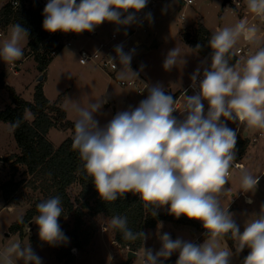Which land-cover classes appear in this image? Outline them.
Segmentation results:
<instances>
[{
    "label": "clouds",
    "instance_id": "1",
    "mask_svg": "<svg viewBox=\"0 0 264 264\" xmlns=\"http://www.w3.org/2000/svg\"><path fill=\"white\" fill-rule=\"evenodd\" d=\"M148 0H48L43 15V29L49 33L93 32L104 22L118 27L137 23V13ZM249 12L264 18V0H245ZM132 10V11H129ZM127 13V15H125ZM151 21L152 14L145 17ZM256 26L241 20L232 27L212 33L208 46L212 49L210 67H198L191 75L196 94L183 95L181 109L177 100L166 93L161 83L145 85L148 95L135 108L119 111L103 126L95 118L107 98L69 100V111L74 113L72 147L82 162L81 171L91 178L105 202L123 198L125 193L139 196L143 208L155 217L158 210L168 206V214L175 218L186 216L198 220L206 230L207 238L195 244L181 238L171 239L169 233L159 237L158 251L144 249V264H163L178 253L176 264H230L233 252L221 248L220 238L225 234L238 239L236 252L249 248L243 264H264V205L259 214L253 213L246 221L243 232L233 214L223 206L222 196L229 182V170L241 167L236 163L237 131L225 121L244 124L247 129L264 131V46L257 37ZM29 30L20 23L10 26V37L0 46V60L14 62L24 55L21 41H27ZM244 38L257 50L250 53L243 66L229 63L238 39ZM201 45L197 44L196 49ZM115 56L107 62L116 70L120 81L138 79L139 73L130 64L135 49L124 51L122 44L115 46ZM179 47L169 50L163 68L186 63ZM117 61L119 67H117ZM81 63H86L81 59ZM141 65V70H143ZM199 84L197 85V80ZM203 101H207L205 113ZM179 110L183 119L173 112ZM224 118V120L221 119ZM22 118L9 123L10 130L19 128ZM242 170L240 190L254 192L260 177ZM247 203L251 204L249 198ZM39 215L34 222L39 228L41 241L56 246L66 244L68 237L61 230L58 218L64 212L62 198L57 195L36 204ZM23 223V217L17 218ZM162 226V223L161 225ZM107 227L119 229L122 238L135 242L146 240L144 232H133L128 218L115 215ZM42 264L41 258L28 243L12 242L0 252V264Z\"/></svg>",
    "mask_w": 264,
    "mask_h": 264
},
{
    "label": "rangeland",
    "instance_id": "2",
    "mask_svg": "<svg viewBox=\"0 0 264 264\" xmlns=\"http://www.w3.org/2000/svg\"><path fill=\"white\" fill-rule=\"evenodd\" d=\"M10 1L0 0V8ZM222 3L223 0H196L193 5L183 6L178 0H160V6L149 12L152 14L151 21H148V25L144 29L138 30L135 36L143 44L141 51L145 55L139 60L138 67L140 69L141 65L144 66L143 74L148 80L149 86L159 82L164 86L166 92H176L192 81L191 75L198 67L201 69V74L204 68L210 67L207 59L184 40L185 34L187 32L195 33L200 24L214 33L245 20L249 26L257 27V37L261 45L264 46V18L249 12L245 0H232L226 7H223ZM182 13L185 15L184 19L180 18ZM0 32H2L0 36V46H2L3 41L10 37V26L4 30L0 29ZM28 41H21L24 52L21 59L14 62L0 60L2 80L13 87L20 97L32 101L39 78L43 76L45 96L51 103L61 97L60 106L65 109L67 119L71 122L74 121L75 115L69 111L68 99H83V102L86 103L88 99L94 102L101 96L106 97L108 102L103 105L99 113L95 114V118L103 126L117 112L127 110L129 106L135 108L148 95L147 91L143 95H139L132 87L118 85L102 68L92 61L84 59L80 55L81 49L92 51L96 46V42L87 35L79 34L72 46H64L44 72L39 70V63L29 50ZM175 47H179L185 54L186 63L166 71L163 68V61L167 52ZM246 47H250L254 52L257 50L256 45L249 44L241 37L232 51L235 52L238 48ZM237 56L240 58V67H242L247 55ZM81 59L85 60L86 63H81ZM110 92L113 93L112 96L109 95ZM9 105H12L9 94L5 89H1L0 110H4ZM25 117L28 121L33 120V115L30 112H27ZM71 135L70 129L52 128L47 138L55 147H58ZM253 149L249 152H252ZM20 152L9 124L0 122V185L8 181L13 173L8 159H13ZM15 180L30 181L23 165H17ZM79 191V185L72 186L69 191L71 198L75 199ZM15 197V203H7L0 192V252L12 242L20 240L24 245L28 243L31 245L36 255L41 258L42 264H123L126 261V249L120 248L113 241L111 227H107L105 232L101 231L102 224L110 223V220L103 216L99 217L97 221L99 230L95 233L90 244L81 251H75L73 257L66 253V248L71 244L70 239L66 244L62 243L56 246H50L41 241L38 225L34 222L36 216L33 217L31 225L28 223L24 227L22 236L12 232L11 226L18 221L17 218L24 217L36 198H43L44 194L41 190L33 189L24 184ZM222 201L223 206H225L229 199L222 197ZM262 205H264V194L262 193H257L253 205L248 206L240 202L237 203V201L232 205L229 212L233 214V219L239 225L241 232H243L244 225L251 215L253 213L259 214ZM162 209L168 211V206ZM58 223L63 231L64 228L72 226L73 217L70 215L62 221L58 219ZM160 225L161 223L153 237L145 243L144 249L149 247L154 252L158 251L161 247L159 237L164 233H169L173 240L181 238L193 243L198 241L197 238L199 239L201 235V231L193 230L190 226H176L168 222H163L162 226ZM157 235H159L158 238ZM206 238L207 236L201 238L198 241L199 244H202ZM233 240L236 248L239 241L236 238ZM219 242L221 248H227L233 252L230 264H242V260L250 251L249 248L245 247L241 252L236 253L224 236L220 238ZM143 258L142 249L130 264H144ZM17 264H23V261L19 260Z\"/></svg>",
    "mask_w": 264,
    "mask_h": 264
},
{
    "label": "trees",
    "instance_id": "3",
    "mask_svg": "<svg viewBox=\"0 0 264 264\" xmlns=\"http://www.w3.org/2000/svg\"><path fill=\"white\" fill-rule=\"evenodd\" d=\"M11 1L0 8V29L4 30L15 23H20L27 28L29 30V50L44 72L53 58L64 47L63 41L59 35L49 37L50 33L43 29L44 8L37 1H22L17 8L12 6ZM211 35L212 33L200 24L195 33L187 32L184 36L186 43L205 57L209 65L211 64L212 49L208 46V41ZM197 44L201 45L198 50L196 49ZM238 61L240 58L235 53L230 57L229 63L236 65ZM2 77L3 75L0 76V90L5 89L8 92L12 105L0 110V122L9 124L18 118H22L23 122L19 128L13 131L21 152L19 155H15L13 159H8L13 173L8 181L0 185V192L7 203H15L16 193L24 184L33 189H39L44 194L43 198H36L32 207L27 210L23 217V223L17 221L11 226L12 232L22 236L24 227L28 223L31 225L33 217L39 215L36 204L59 195L62 198L64 212L58 219L62 221L70 215L73 217L72 226L63 229V233L71 242L70 246L66 248V253L70 257H73L75 251H81L90 244L95 233L99 230L97 221L101 216L109 220L115 215L126 216L128 227L133 232L142 231L146 234L147 238L144 241L140 239L135 242L126 241L122 238L119 229L111 227L113 241L120 248L126 249L128 247L129 251L136 253L144 248L145 243L155 234L158 225L163 222L176 226H190L193 230L201 231L198 241L207 236L206 230L200 222L190 220L186 216L177 219L162 208L158 210L157 216H151L143 208L139 196L131 192L125 193L123 198H118L114 202L102 200L91 178H85V174L81 171L82 162L78 152L72 147L73 122L67 119L65 109L60 106L61 97L51 103L44 94L43 82L41 81L35 88L33 100L27 101L20 97L13 87L7 85ZM176 92L178 94L179 91ZM27 112L33 115L32 121L26 119ZM52 128L70 129L72 135L58 147H55L47 138ZM246 145V142L238 140L236 158H239V153L243 151ZM17 165H23L26 168L30 181L15 180ZM76 184L79 185L80 191L75 199H72L69 191ZM224 237L236 252L231 234H225ZM198 241L194 243L199 245ZM177 259L178 253L174 252L170 258L163 261V264H176Z\"/></svg>",
    "mask_w": 264,
    "mask_h": 264
},
{
    "label": "built area",
    "instance_id": "4",
    "mask_svg": "<svg viewBox=\"0 0 264 264\" xmlns=\"http://www.w3.org/2000/svg\"><path fill=\"white\" fill-rule=\"evenodd\" d=\"M25 0H12L11 4L14 8H17L19 4ZM39 3L40 6L45 8L46 4L48 3V0H35ZM183 6H190L195 3L196 0H178ZM160 6V0H148L147 5L144 9H142L139 13H137V23H134L127 27H118L116 24L111 22H104L100 26L96 27L93 32H83L80 34L87 35L89 38L93 39L96 42V46L92 51H88L85 49H81L80 55L87 60L92 61L94 64L102 68L113 80L117 82L118 85L123 87H132L137 94L143 95L147 89L145 88V85H149L148 80L146 79L145 75L143 74V70L138 67L139 60L143 57V54L141 49L143 47V44L138 41L135 36L137 34L138 30L144 29L148 25V19H145L146 15L154 9H157ZM132 11V10H129ZM127 15V13H125ZM181 19L185 18V15L182 13L180 15ZM2 35V32H0V36ZM60 36L61 41H63L64 46H72L73 41L79 34L75 33H62L57 31L56 33H50L49 37H55ZM122 44L124 46V51L128 52L131 49H135V54L132 57L130 67L133 71L138 72L139 76L138 79H131L128 81H120L116 78V70L107 62V57L109 56H115L114 48L117 45ZM254 51L250 47L246 48H238L236 50L237 55H249L250 53H253ZM117 67H119V63L117 61ZM199 79L197 80V85L199 84ZM199 91V88L193 89L192 82L185 88L181 89L178 94L173 96L174 100H177L176 108L181 109L182 104L184 101L183 95H194L196 92ZM205 106V113L208 109L207 101H203ZM173 116H175L177 119H183V114L176 110L173 112ZM237 129H240V125L237 127ZM239 130L237 131V142L239 140ZM258 137L264 138V133H259L257 137L254 138V141L258 139ZM237 145V144H236ZM236 151V148H235ZM237 155V152H236ZM236 163L239 164L241 167H233L229 170V173L231 175L232 170H237L239 172H242L241 169L244 170V164L239 160V158H236ZM229 175V177H230ZM260 181L264 177V171L261 175H259ZM258 183L257 188L259 191L264 194V187L260 186ZM226 196V193L223 195ZM239 198H243V200L246 202L249 198L246 196L245 192L240 191V193L236 196L231 197V205H233ZM247 203V202H246ZM249 204V203H247ZM105 224H102L101 231L105 232V230H102L104 228ZM129 251L128 247L126 248V253ZM142 262L144 263V258L142 259Z\"/></svg>",
    "mask_w": 264,
    "mask_h": 264
},
{
    "label": "crops",
    "instance_id": "5",
    "mask_svg": "<svg viewBox=\"0 0 264 264\" xmlns=\"http://www.w3.org/2000/svg\"><path fill=\"white\" fill-rule=\"evenodd\" d=\"M77 3H79V0H77ZM191 82L192 81H190L185 87H187ZM185 87H181L177 91H180L181 89H183ZM109 95L112 96L113 93L110 92ZM221 119L224 120L223 117H221ZM225 123L227 124V126L229 128H232L234 130H236L237 127L240 125L239 135H238L239 140L242 142H246L247 145L243 149V151H241L239 153V160L244 164V170L252 173L253 175H258V176L261 175L262 172L264 171V138L258 137V139L256 141H254V138L257 137L259 133H264V131L247 129L244 124H239V121H237L235 123L232 121H225ZM251 149H253V151L249 152ZM241 176H242V172H239L237 170H232L231 175L229 177V182L226 183V185H225V190H227L225 192L226 196L225 197L222 196V197L224 199H229V202L224 206L226 209L228 208V211L231 210V207H232L231 197L233 195L234 196L238 195L241 191L240 190ZM259 184H260V186L264 187V177L260 181ZM75 186H78V185L76 184ZM256 189H255L256 191H254V192L245 193L246 196L248 198H250L252 200V202H254V203L256 201L257 193H261L257 187H256ZM238 202L245 204V205H248V206L254 204V203L246 204L244 202L243 198H239L237 200V203ZM159 235H157L156 237L158 238ZM197 240H198V238H197ZM148 249H149V247H148ZM137 255H138V253H137Z\"/></svg>",
    "mask_w": 264,
    "mask_h": 264
},
{
    "label": "water",
    "instance_id": "6",
    "mask_svg": "<svg viewBox=\"0 0 264 264\" xmlns=\"http://www.w3.org/2000/svg\"><path fill=\"white\" fill-rule=\"evenodd\" d=\"M232 2V0H223V7H226L227 5H229ZM39 70H41V67H39ZM43 80V76H40L39 78V82ZM168 94H171L172 96L175 95V93H173L172 91H168ZM137 257V253L133 252V251H128L127 252V259L125 261V264H130L134 259H136Z\"/></svg>",
    "mask_w": 264,
    "mask_h": 264
}]
</instances>
